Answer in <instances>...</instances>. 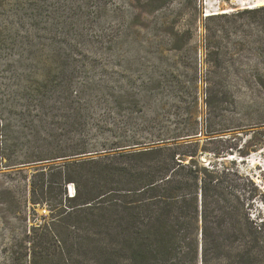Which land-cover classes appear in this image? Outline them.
<instances>
[{
  "label": "trees",
  "instance_id": "obj_1",
  "mask_svg": "<svg viewBox=\"0 0 264 264\" xmlns=\"http://www.w3.org/2000/svg\"><path fill=\"white\" fill-rule=\"evenodd\" d=\"M27 1L26 10L46 11L48 0ZM144 1L151 10L167 2ZM52 8L57 12L59 6ZM243 13L253 18L250 27L256 33L246 42L259 59L240 64L235 71L245 74L238 80L245 88L264 92V4L206 19ZM204 28L205 56L210 61L214 53L210 47L219 42ZM203 82L206 92L217 86L209 78ZM40 86L35 96L42 102L41 116L46 112L47 122L67 108L64 117L70 121L74 115L79 140L36 154L21 150L24 157L19 158L15 130L0 104V166L34 163L28 202L32 209L45 205L48 210L41 222L25 228L15 250H7L9 264H264V219L255 214L258 190L238 168L234 148L214 145L218 132L206 121L202 127L192 117L163 124L148 116L139 124L125 120L113 126L102 118L91 125L93 104L118 106L127 95L92 98L75 92L78 102L72 108L67 85L64 93L50 100L48 109L46 80ZM32 96L28 99L33 102ZM155 98L143 92L134 103L153 113ZM6 106L15 110L17 121L26 109L16 102ZM89 134L100 140L89 142ZM240 149L235 148L245 156Z\"/></svg>",
  "mask_w": 264,
  "mask_h": 264
},
{
  "label": "rangeland",
  "instance_id": "obj_2",
  "mask_svg": "<svg viewBox=\"0 0 264 264\" xmlns=\"http://www.w3.org/2000/svg\"><path fill=\"white\" fill-rule=\"evenodd\" d=\"M27 2L0 0V104L15 130L17 154L27 149L36 154L79 140L74 115L70 121L64 117L67 108L47 122L46 112L41 116L42 102L35 92L44 80L48 109L67 85L72 108L78 102L75 92L92 98L126 94L128 100L118 106L93 104L90 124L102 118L113 126L125 120L139 124L148 116L163 124L192 117L202 127L206 121L218 132L214 145L234 148L238 168L253 180L259 196L255 214L264 219V92L245 88L238 81L245 74L235 71L240 64L259 59L246 42L256 33L253 18L243 13L206 19L254 8L264 0H167L157 10L144 0H48L43 12L26 10ZM53 5L59 6L57 12ZM204 27L219 42L210 47L214 52L210 61L205 56ZM205 78L215 81L216 88L206 92ZM143 92L156 95L153 113L134 103ZM13 102L26 108L18 121L15 110L4 109ZM86 138L100 140L92 134ZM35 166H0V264H9L7 250L16 249L25 228L48 214L45 205L32 209L28 202Z\"/></svg>",
  "mask_w": 264,
  "mask_h": 264
},
{
  "label": "bare ground",
  "instance_id": "obj_3",
  "mask_svg": "<svg viewBox=\"0 0 264 264\" xmlns=\"http://www.w3.org/2000/svg\"><path fill=\"white\" fill-rule=\"evenodd\" d=\"M69 192H70L71 194H73V192H74V191H73V186H72L71 184L69 185Z\"/></svg>",
  "mask_w": 264,
  "mask_h": 264
},
{
  "label": "water",
  "instance_id": "obj_4",
  "mask_svg": "<svg viewBox=\"0 0 264 264\" xmlns=\"http://www.w3.org/2000/svg\"><path fill=\"white\" fill-rule=\"evenodd\" d=\"M203 158H205V156H203ZM73 186V185H72ZM73 191L75 192V189H74V187H73Z\"/></svg>",
  "mask_w": 264,
  "mask_h": 264
}]
</instances>
